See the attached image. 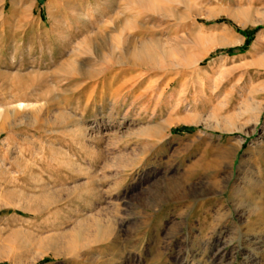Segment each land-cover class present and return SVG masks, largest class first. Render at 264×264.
<instances>
[{"label": "rangeland", "instance_id": "obj_1", "mask_svg": "<svg viewBox=\"0 0 264 264\" xmlns=\"http://www.w3.org/2000/svg\"><path fill=\"white\" fill-rule=\"evenodd\" d=\"M151 3L0 0V264H264V0Z\"/></svg>", "mask_w": 264, "mask_h": 264}, {"label": "bare ground", "instance_id": "obj_2", "mask_svg": "<svg viewBox=\"0 0 264 264\" xmlns=\"http://www.w3.org/2000/svg\"><path fill=\"white\" fill-rule=\"evenodd\" d=\"M126 1H128V3H131V5L133 4V5H135V6H137L138 8H146V9H148L147 7H151V6H149V5H152L153 3H151L152 2V0H126ZM169 1V0H168ZM155 5V4H154ZM158 7V6H157ZM153 8V9H152ZM152 8H150V9H152L151 11H153L155 8H154V6H152ZM159 8V7H158ZM149 9V10H150ZM163 13V12H162ZM170 13V12H169ZM246 15V14H245ZM243 16H244V12H241V13H238V15H236V16H233V15H228V17L233 21V22H235L237 25H239L240 27H245L246 26V21H244V20H242V19H244L243 18ZM212 17H215V16H210L209 18H212ZM258 22H260V21H256V22H251L252 24L254 23H258ZM125 28V27H124ZM123 32V31H122ZM200 39V38H199ZM208 39V41L210 40H212L211 42H213V40L215 41L216 40V44H215V47H227V46H233V45H235V44H237V42L238 41H233V40H229V39H217V38H215V37H212V38H207ZM201 40V39H200ZM115 41V40H114ZM119 41V40H118ZM120 41H121V39H120ZM204 41H206V40H204ZM207 41V42H208ZM123 42V41H122ZM150 42H151V40H150ZM149 42V43H150ZM153 42V41H152ZM115 43H116V41H115ZM127 43V42H126ZM138 43V42H137ZM140 43V42H139ZM83 46H84V49H87V46H88V44H89V42L87 41V40H84L82 43H81ZM147 43H142L141 42V44H139V45H137V46H134V45H132V44H128L124 49H123V52H125V53H128L131 49H133L134 50V56H135V58H136V60L137 61H139V62H143V63H148V62H152L153 61V58L151 57V51H150V48L146 45ZM78 45V44H77ZM110 45V44H109ZM117 45V44H116ZM122 45V44H121ZM214 45V44H213ZM120 46V45H119ZM119 46H118V49H119ZM80 47V46H79ZM112 49V48H111ZM154 49V48H153ZM114 50V49H113ZM94 51V50H93ZM115 51V50H114ZM122 51V50H121ZM112 52V51H111ZM154 55V54H153ZM109 58H111V55H110V57ZM69 69H72V67L70 66V67H68ZM63 69V68H62ZM74 69V68H73ZM65 70V69H64ZM68 70V69H67ZM71 72H74V71H72L71 70ZM70 72V73H71ZM86 77V76H85ZM21 105V104H20ZM22 106V105H21ZM21 106H20V108H21ZM23 107V106H22ZM234 148V147H233ZM231 149L232 148H230V147H228V148H224V149H222V150H220L216 155H215V157H216V159H223L224 160V158H226L227 156H229V154H230V151H231ZM233 151H231V153H232ZM213 166V165H212ZM217 166L214 164V166L211 168V170H215V168H216ZM210 168V167H209ZM210 170V169H209ZM169 173V172H168ZM189 175H187V177H188ZM190 178V177H189ZM173 179V178H172ZM186 180H188V179H186ZM185 180V181H186ZM180 181V180H179ZM171 182V181H170ZM178 182V181H177ZM178 187L174 184H171V183H169L168 184V187H167V192H168V198H172V197H174V194H175V191H176V189H177ZM182 189V188H181ZM178 191H179V189H178ZM221 193V192H220ZM184 194V193H183ZM182 194V195H183ZM200 194V193H199ZM202 194V193H201ZM181 195V196H182ZM205 195V194H204ZM165 196H167V195H165ZM262 198H263V196H262ZM185 199V198H184ZM47 203V202H46ZM49 204V203H48ZM27 210V208L26 209H23V212H25ZM29 211V210H28ZM258 215H259V218H264V209H260V211L258 212ZM96 217V216H95ZM100 217V216H99ZM100 219V218H99ZM95 220V219H94ZM97 220V219H96ZM106 222H108V221H106ZM95 227H96V229L98 230L99 229V225H98V222H96L95 221ZM108 235V234H107ZM93 237V236H92ZM74 240H76V239H80V236L79 235H75V237L73 238Z\"/></svg>", "mask_w": 264, "mask_h": 264}]
</instances>
